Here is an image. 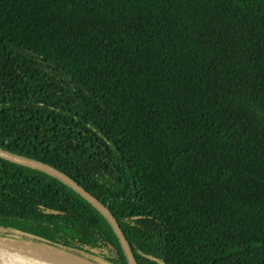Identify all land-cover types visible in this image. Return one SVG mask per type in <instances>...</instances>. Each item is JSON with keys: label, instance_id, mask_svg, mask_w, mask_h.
<instances>
[{"label": "trees", "instance_id": "obj_1", "mask_svg": "<svg viewBox=\"0 0 264 264\" xmlns=\"http://www.w3.org/2000/svg\"><path fill=\"white\" fill-rule=\"evenodd\" d=\"M0 150L137 264H264V0H0ZM0 237L128 264L2 158Z\"/></svg>", "mask_w": 264, "mask_h": 264}, {"label": "water", "instance_id": "obj_2", "mask_svg": "<svg viewBox=\"0 0 264 264\" xmlns=\"http://www.w3.org/2000/svg\"><path fill=\"white\" fill-rule=\"evenodd\" d=\"M0 158L8 160V161L16 163V164H19V165H23L26 167H30L33 169H37V170L47 172L49 174H52V175L58 177L62 181L66 182L69 186H71L79 194H81L88 202H90L98 211H100L108 219V221L110 222V224L114 228V230H115V232L119 238V241L122 245V248H123L125 255H126V258L128 260V264H137L136 259L134 257V254L132 252V249L130 247V244L128 243L125 235L123 234V232H122L117 220L113 216V214L109 211V209L105 205H103L91 193L86 191L82 186L77 184L72 178H70L65 173L61 172L60 170H58V169H56V168H54V167H52L46 163L36 161L33 159H27V158L19 157L16 155H12V154L7 153V152L2 151V150H0ZM9 242L33 243V242H28V241H19V240H15V239L0 237V264H38L31 259L18 256L13 251H11L7 247V243H9ZM33 244H36V243H33ZM36 245H40V246H43L46 248H51V249H57V250L65 252V253H68L72 256L84 259L91 264H95V263H93V262H91V261H89V260H87L81 256H77L75 254L66 252V251L59 249V248H54V247L45 246V245H41V244H36Z\"/></svg>", "mask_w": 264, "mask_h": 264}, {"label": "bare ground", "instance_id": "obj_3", "mask_svg": "<svg viewBox=\"0 0 264 264\" xmlns=\"http://www.w3.org/2000/svg\"><path fill=\"white\" fill-rule=\"evenodd\" d=\"M7 247L18 256L31 259L38 264H91L57 249L46 248L33 243H7Z\"/></svg>", "mask_w": 264, "mask_h": 264}, {"label": "rangeland", "instance_id": "obj_4", "mask_svg": "<svg viewBox=\"0 0 264 264\" xmlns=\"http://www.w3.org/2000/svg\"><path fill=\"white\" fill-rule=\"evenodd\" d=\"M89 258H92L91 256H89ZM102 264H107V263H105V262H102Z\"/></svg>", "mask_w": 264, "mask_h": 264}]
</instances>
